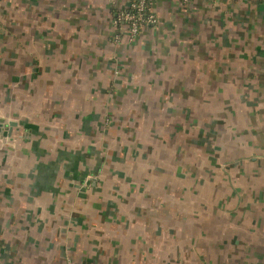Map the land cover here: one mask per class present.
I'll list each match as a JSON object with an SVG mask.
<instances>
[{
    "label": "crops",
    "instance_id": "obj_1",
    "mask_svg": "<svg viewBox=\"0 0 264 264\" xmlns=\"http://www.w3.org/2000/svg\"><path fill=\"white\" fill-rule=\"evenodd\" d=\"M0 0V262L264 264V0Z\"/></svg>",
    "mask_w": 264,
    "mask_h": 264
},
{
    "label": "built area",
    "instance_id": "obj_2",
    "mask_svg": "<svg viewBox=\"0 0 264 264\" xmlns=\"http://www.w3.org/2000/svg\"><path fill=\"white\" fill-rule=\"evenodd\" d=\"M153 0H130L127 7L122 9L114 17L116 23L127 24L130 33L134 36L147 26L155 23L156 14L152 9ZM0 264H12L0 262Z\"/></svg>",
    "mask_w": 264,
    "mask_h": 264
}]
</instances>
